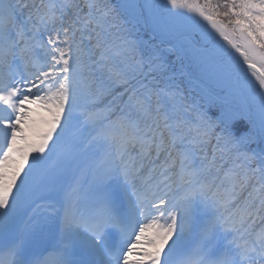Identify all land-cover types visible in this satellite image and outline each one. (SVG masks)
Instances as JSON below:
<instances>
[{
	"label": "snow or ice",
	"instance_id": "1",
	"mask_svg": "<svg viewBox=\"0 0 264 264\" xmlns=\"http://www.w3.org/2000/svg\"><path fill=\"white\" fill-rule=\"evenodd\" d=\"M0 264H264V0H0Z\"/></svg>",
	"mask_w": 264,
	"mask_h": 264
}]
</instances>
